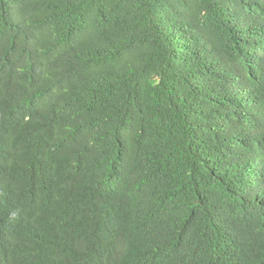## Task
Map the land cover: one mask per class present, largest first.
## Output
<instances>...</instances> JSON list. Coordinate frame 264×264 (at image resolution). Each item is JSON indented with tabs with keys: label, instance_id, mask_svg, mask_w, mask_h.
<instances>
[{
	"label": "trees",
	"instance_id": "trees-1",
	"mask_svg": "<svg viewBox=\"0 0 264 264\" xmlns=\"http://www.w3.org/2000/svg\"><path fill=\"white\" fill-rule=\"evenodd\" d=\"M0 264H264V0H0Z\"/></svg>",
	"mask_w": 264,
	"mask_h": 264
}]
</instances>
